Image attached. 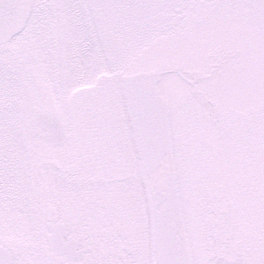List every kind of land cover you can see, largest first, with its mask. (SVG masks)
<instances>
[{"label":"snow or ice","instance_id":"snow-or-ice-1","mask_svg":"<svg viewBox=\"0 0 264 264\" xmlns=\"http://www.w3.org/2000/svg\"><path fill=\"white\" fill-rule=\"evenodd\" d=\"M0 264H264V0H0Z\"/></svg>","mask_w":264,"mask_h":264}]
</instances>
